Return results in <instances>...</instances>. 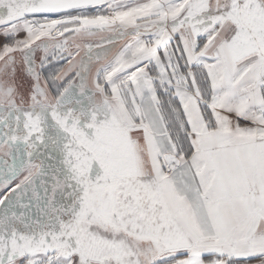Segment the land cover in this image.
Wrapping results in <instances>:
<instances>
[{"label": "snow or ice", "instance_id": "obj_1", "mask_svg": "<svg viewBox=\"0 0 264 264\" xmlns=\"http://www.w3.org/2000/svg\"><path fill=\"white\" fill-rule=\"evenodd\" d=\"M0 264H264V0H0Z\"/></svg>", "mask_w": 264, "mask_h": 264}]
</instances>
